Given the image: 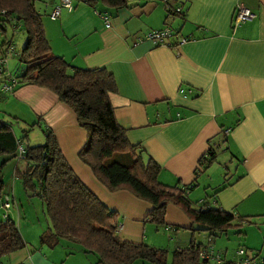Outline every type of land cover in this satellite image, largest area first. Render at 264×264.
<instances>
[{"label":"crops","instance_id":"1","mask_svg":"<svg viewBox=\"0 0 264 264\" xmlns=\"http://www.w3.org/2000/svg\"><path fill=\"white\" fill-rule=\"evenodd\" d=\"M176 1L177 5L169 3L182 7V16L168 17L160 0H131L133 7L119 11L102 6L111 17L110 27L97 9L83 1H76L73 11L62 10L57 19L50 14L60 0H37L36 7L43 14L54 54L73 66L105 67L114 74L118 87L110 98L116 117L130 142L160 165L163 183L186 186L196 178L198 186L190 191L193 201L204 203L205 199L210 206L252 220L232 229L245 254L239 255L236 249L230 256L227 248L224 259L260 261L264 258V0ZM240 4L256 16L236 26ZM163 29L178 33L180 39L194 38L177 47L169 44L170 39L166 45H157L147 38L150 31ZM6 67L11 74L17 71V67L16 71ZM4 96L6 115L28 124L38 122L55 133L85 185L121 214L122 240L163 248L172 243L163 233L168 231L176 233L177 246L189 242L190 235L181 231H190L192 238V221L181 208L169 205L166 219L167 224L184 230H166L146 221L153 208L150 202L129 190L111 191L95 176L79 155L88 131L56 93L23 84ZM210 148L216 150L217 160L206 169L200 160ZM221 150V159L227 155V163L214 169ZM12 198L15 205L17 199ZM19 229L26 247L11 253L5 264L96 261L81 251L69 254L66 241L54 248L52 256L35 253L28 241L31 228L24 229L20 223Z\"/></svg>","mask_w":264,"mask_h":264},{"label":"trees","instance_id":"2","mask_svg":"<svg viewBox=\"0 0 264 264\" xmlns=\"http://www.w3.org/2000/svg\"><path fill=\"white\" fill-rule=\"evenodd\" d=\"M36 1L0 0V29L6 32L10 24L15 32L26 34L15 74L7 70L8 58L2 54L0 47V55L6 59L2 70L10 73L18 86L34 84L52 90L74 110L78 123L88 131L86 144L79 153L81 160L111 191L129 190L138 198L150 202L153 208L146 221L165 226L170 231L182 230L167 224L168 206L173 204L190 218V230L193 232L190 246L175 251L171 262L167 249L145 242L122 240L119 235L121 214L108 207L85 185L64 156L55 133L50 128H42L38 122L28 124L19 117L5 115L0 118V156L18 158L20 146L25 149L23 160L26 164L23 169L16 167L15 176L21 179L27 192L43 200L50 226L41 234V241L51 248L64 241L72 242L75 246L69 247V254L81 251L95 257L94 264H264V258L260 261L248 258L240 262L223 260L216 263L201 256L207 245L204 247L202 242L197 241V233L207 232L209 239L214 240L232 229L250 224L252 220L237 217L221 207L210 206L205 199L204 203L193 201L190 191L198 186L196 178L186 186H170L160 180V165L148 157L140 145L130 142L126 128L116 117L110 98L118 87L114 74L105 67H76L63 56L54 54ZM73 1L72 10L64 9L73 11L76 1H83L97 9L100 15L107 14L109 17L100 9L102 6L116 11L134 6L131 0ZM60 3L61 0L57 4ZM163 3L168 17L185 14L168 1L163 0ZM171 33L168 39L173 47L194 38L180 39L178 33ZM6 78H0L3 96L6 93L3 90ZM14 123L23 127L24 135L18 136ZM35 129L40 130L42 141L25 143L26 139H31L30 131ZM216 160L217 152L210 148L200 160V165L208 169ZM5 164L6 161L0 162V197L5 195ZM24 247L26 241L16 221L9 212L0 213V264H5L4 258Z\"/></svg>","mask_w":264,"mask_h":264},{"label":"rangeland","instance_id":"3","mask_svg":"<svg viewBox=\"0 0 264 264\" xmlns=\"http://www.w3.org/2000/svg\"><path fill=\"white\" fill-rule=\"evenodd\" d=\"M162 1L163 0H160L161 3ZM171 1L172 3H175L174 5H177L176 0H171ZM177 8L182 9V7H177ZM7 41H10L12 44H9V42ZM25 41H26V34L23 31L15 32L14 28L10 24L7 25L6 32L0 29V47L2 49V54L7 56L8 66L11 68L12 71H16V67L19 64V56L24 47ZM2 86H3V82L0 83V118L4 117L7 114L5 110L6 106L4 105V98L6 95L3 96L1 94V92H3ZM13 127L16 129L18 136H22L25 134L22 126L14 123ZM39 131H40L39 129H35L33 132L30 131L31 139L30 138L26 139L25 143L37 144L39 143V141H42V134ZM221 144L222 145L224 144L222 138H221ZM222 152L223 151L221 150V152L219 153L220 156L218 155V161L217 163L214 164V169H217V167L219 166L225 168V165L227 163V155L225 158L221 159V156L223 155ZM3 161H6V164L4 166V182H5L4 192L9 193V195L11 196V207L9 209L2 207V209L5 212L12 213V216L15 219L18 226H20V223H22L24 229L31 228L28 232L30 233L31 238L29 237L28 241L30 243L29 246L32 248L33 251H35V253H42L45 256L47 255L52 256L55 250L54 248H56L57 246L51 248L47 244H44L41 241V234L45 229H47L50 226V220L46 213L43 200L39 196L31 194V192H27L24 188L21 179L15 176L16 167L18 166L20 169H23V167L26 164L25 161L21 160L20 157L9 158V156L7 155H1L0 162ZM224 171L226 170L224 169ZM15 181H16V190H13V184L15 185ZM223 181H224L223 179L220 180V182ZM193 196H196V194ZM12 197L14 198L16 197L17 199V201L15 199L16 201L15 205ZM167 232L168 231H163V233L166 234L167 236L166 238L168 242H172V243L170 245L166 244L163 248L168 250L169 260L171 262L174 252L177 251L178 249H184V248L186 249L187 247H189L192 238L190 231L187 230L181 231V234H183V232H186L187 234L190 235L188 238L189 242L187 244L184 245L179 244V246H177L176 245L177 237L175 235L176 233L173 232L167 233ZM195 236L197 241L202 242L204 244V247L206 245L207 248L209 249L213 247L214 252H216V254H220L222 260H225L223 252H226L227 248H229L228 254L231 256L234 253V251H236V249L238 250L241 247L239 245L240 242H238L237 236L233 230H231L228 234L222 235L214 240L209 239L207 232H199ZM67 242L69 241H66L65 243ZM69 245L75 246L74 243L72 242H70ZM43 250L44 251L48 250V251L44 252ZM3 260L5 261L6 258H4Z\"/></svg>","mask_w":264,"mask_h":264},{"label":"built area","instance_id":"4","mask_svg":"<svg viewBox=\"0 0 264 264\" xmlns=\"http://www.w3.org/2000/svg\"><path fill=\"white\" fill-rule=\"evenodd\" d=\"M164 1H170V0H164ZM170 4V3H169ZM74 7V1L73 0H61L60 4H57L56 6H54L52 13H51V18L52 19H57L61 16L62 14V10L64 8H67L69 10H72ZM178 11L182 10L181 8H177ZM256 16V14L249 9L248 7H246L244 4H240L238 6V11H237V15L234 21V24L236 26H239L249 20L254 19ZM102 18L105 21V24L107 27L111 26V18L109 16H107V14L102 15ZM171 31L169 29H163V30H153L150 31L147 34V38L149 40H152L155 44L157 45H166L167 43V39L171 36ZM6 62V59L4 57H2L0 55V78H6L7 83L4 84L3 90L6 93H12L15 91L16 87L18 86V82L17 80H15L13 78V76L10 73H5V71L2 70L1 66L4 65V63ZM19 157L21 159H25V149L23 146H20L19 148ZM2 207L9 209L11 207V196L10 195H4L2 197H0V209H2ZM211 247V245H210ZM238 253L240 255L245 254V250L244 249H240L238 251ZM202 257H206V258H211L213 261L219 263L222 262L223 260L221 259V255L220 254H216V252H214L213 247H211L210 249L207 248V250L202 252ZM248 262V261H247Z\"/></svg>","mask_w":264,"mask_h":264}]
</instances>
